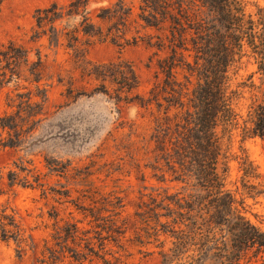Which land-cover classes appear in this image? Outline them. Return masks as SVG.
Segmentation results:
<instances>
[{
    "label": "rangeland",
    "instance_id": "obj_1",
    "mask_svg": "<svg viewBox=\"0 0 264 264\" xmlns=\"http://www.w3.org/2000/svg\"><path fill=\"white\" fill-rule=\"evenodd\" d=\"M72 1L0 0V49L12 43L26 52L19 76L0 88V116L13 113L21 99L18 95L23 93L29 92L22 99L39 103L31 109L18 145L0 144V211L13 215L19 229L16 240L0 236V264H160V241L166 237L160 235L156 240L148 232L154 223L143 222L135 212L141 210L142 201L151 202L150 196L160 199L185 184L169 175L161 180L148 166L150 154L142 146L158 110L154 103L142 106L132 96H149V90L163 77L155 75L157 59L165 52L144 40L126 45L81 34L69 43L65 33L77 28L80 21L79 14H66ZM114 1L85 0V9L93 18L98 8ZM125 2L131 7L127 37L137 30L140 35L154 34L139 26V0ZM241 2L245 13L252 16L258 6H264V0ZM52 3L63 11L62 17L52 23L43 20L38 27L35 11ZM83 9L81 6L79 12ZM50 24L59 30L57 42L50 41ZM86 40L90 43L85 44ZM77 48L93 64H131L138 87L120 92L117 99L118 84L84 69ZM232 72L231 88L248 81L249 76L255 85L261 84L262 75L247 55ZM176 77L183 84V93L192 89L195 78L187 71L177 68ZM242 90L235 106L239 127L232 131L226 186L237 199H243L244 214L264 231V195L247 196L239 181L236 156L244 149L260 174L259 181L264 182V138L243 137L241 131L252 102L251 90ZM6 137L7 131L0 128V140ZM9 171H16L20 178L27 176L31 184H11ZM74 228L77 231L71 235Z\"/></svg>",
    "mask_w": 264,
    "mask_h": 264
},
{
    "label": "trees",
    "instance_id": "obj_2",
    "mask_svg": "<svg viewBox=\"0 0 264 264\" xmlns=\"http://www.w3.org/2000/svg\"><path fill=\"white\" fill-rule=\"evenodd\" d=\"M69 6L66 14L80 15L77 28L65 33L69 43L81 34L126 45L144 40L157 51L165 52L157 59L155 76L162 74L161 80L149 90L148 97L132 96L142 106L154 103L158 110L149 138L142 146L150 154L148 166L161 180L169 175L185 184L183 189L164 193L160 199L150 196L151 202L142 201V211L135 212L143 222L154 223L148 232L156 240L160 235L166 237L160 241V264H264V231L247 218L243 199H237L226 186L232 131L239 127L235 106L242 97V89L252 92L242 135L264 138V6H258L252 16L245 13L241 0H139V26L155 33L140 35L137 30L131 37L126 35L131 7L125 0L98 8L93 18L88 16L85 0H74ZM81 6L84 9L79 12ZM58 10L55 3L37 9V26L41 27L43 20L52 23L62 17L63 11ZM58 34L59 30L50 24V41L57 42ZM88 43L86 40L85 44ZM77 51H81L79 63L90 74L103 80L110 77L118 84L117 99L121 98L120 92L129 93L138 87V76L131 64H93L83 58V50ZM25 54V50L12 43L5 50L0 49V63H5L0 67V88L19 76ZM244 55L252 59L262 75L261 84L255 85L249 76L248 81L231 88L232 69ZM177 68L195 78L189 92L183 93V84L176 77ZM28 94L18 95L21 99L13 113L0 116V128L7 131L0 144L18 145L31 109L39 107L29 98L22 99ZM171 109L175 110L170 112ZM236 158L245 194L264 195V182L259 181L260 174L245 150L241 149ZM37 177L34 181L39 185ZM8 180L11 184H31L27 176L20 178L16 171L8 172ZM76 231L74 228L71 235ZM18 232L13 215L1 210L0 236L16 240ZM74 254L80 259L78 252Z\"/></svg>",
    "mask_w": 264,
    "mask_h": 264
}]
</instances>
